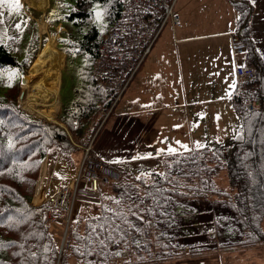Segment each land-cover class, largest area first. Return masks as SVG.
<instances>
[{
  "label": "trees",
  "instance_id": "trees-1",
  "mask_svg": "<svg viewBox=\"0 0 264 264\" xmlns=\"http://www.w3.org/2000/svg\"><path fill=\"white\" fill-rule=\"evenodd\" d=\"M50 2L56 21L70 28L68 33L62 32L58 44L60 52L66 54L63 73L72 58L75 62L81 59L74 67L80 82L73 86L72 102L62 101L57 117L67 132L7 97L4 91L16 84L18 69H27L31 62L19 60L0 40V264H115L114 259L124 253L139 264L186 252L264 243V69L250 36L252 6L249 0H235L239 14L236 31L246 44L256 77L233 95L240 119L234 139L212 148L167 155L162 173L136 176L123 172L118 180L109 181L115 193L112 207L91 217L83 232L77 223H71L60 250L45 223L51 209L32 205L35 182L47 151L56 147L69 156L76 152L71 138L84 135L98 113V103L108 106L113 99L93 79L92 67L105 35L120 14L121 1ZM93 4L103 9V31L91 24ZM49 34L55 35L53 27ZM47 39L44 36L43 44ZM248 97L256 105L254 111L246 108ZM222 169L226 170L229 193L215 183ZM203 224H207L209 234L202 240L189 241L190 235L184 236L197 232L198 237Z\"/></svg>",
  "mask_w": 264,
  "mask_h": 264
},
{
  "label": "crops",
  "instance_id": "crops-1",
  "mask_svg": "<svg viewBox=\"0 0 264 264\" xmlns=\"http://www.w3.org/2000/svg\"><path fill=\"white\" fill-rule=\"evenodd\" d=\"M249 2L250 36L264 69V0ZM234 3L177 1L180 25L168 26L171 30L161 35L120 100L116 107L120 117L110 118L101 136L97 148L100 157L120 166L137 159L133 166L141 172L148 164L164 165L167 155L212 148L234 139L240 126L232 99L240 84L236 66L252 64L247 50L234 53L231 49L239 17ZM64 60L63 54L62 68ZM170 147L176 151L170 153ZM77 167L63 155L47 156L32 203L45 204L51 193L73 177ZM139 264H264V243L198 254L186 252L176 258Z\"/></svg>",
  "mask_w": 264,
  "mask_h": 264
},
{
  "label": "built area",
  "instance_id": "built-area-1",
  "mask_svg": "<svg viewBox=\"0 0 264 264\" xmlns=\"http://www.w3.org/2000/svg\"><path fill=\"white\" fill-rule=\"evenodd\" d=\"M121 11L113 26L103 39L94 62L92 76L95 82L113 99L108 106L98 104L99 111L90 122L85 135L73 144L82 152L74 176L57 191L50 194L45 204L61 213H49L48 223L60 224L67 231L76 207L83 198L96 199L101 184L108 179H118L120 169L96 155V146L104 127L120 99L126 93L155 43L166 27H177L180 19L175 11L177 0H120ZM232 49L242 52L244 42L236 35ZM236 75L239 81L249 82L256 70L248 63L238 64ZM247 108L254 109L249 98ZM125 171L128 167H124Z\"/></svg>",
  "mask_w": 264,
  "mask_h": 264
},
{
  "label": "rangeland",
  "instance_id": "rangeland-1",
  "mask_svg": "<svg viewBox=\"0 0 264 264\" xmlns=\"http://www.w3.org/2000/svg\"><path fill=\"white\" fill-rule=\"evenodd\" d=\"M13 3H14V0H8L7 3L0 5V13H1L0 40L8 45V47L10 48L9 49L10 52L16 55L19 58V60L24 59L22 60L23 62L25 63L27 62L28 64L30 62L31 63L29 67H27V69H24V70L18 69L19 75L16 77L17 79L16 84L14 82L12 89L5 90L4 92L7 94V97H9L14 102L18 103V105L22 109L27 110L28 112L34 114L36 117L42 118L46 120L47 122L57 124L67 131V128L61 123H59V121L57 120V117L62 111V101L64 104H70L69 102L70 101L72 102V99H74L73 86L77 82H80L79 74L76 73V69H74V67H77L76 65L78 64V62H82L81 59H78L80 57L76 58L78 59L76 60V62H75V59L72 58L71 59L72 61L68 63L67 69L63 73L64 67H65V61H66L64 60V66L61 70V77L58 82L59 96H58L57 103L53 105L54 98H49L50 100L49 99L47 100L48 106L41 105V104L34 105V108L37 111H43V110L47 111V110L53 109L54 120H50L46 116L41 115V113L34 112L28 109L26 105V99L32 102L31 99L35 98V95L29 94V89L25 88L22 82H23L24 77H30V75L33 72L32 70L35 69V65L39 61V59H41L42 61L48 60V58L52 54V51L55 50L56 47L60 51V49L58 48V44H59V39L62 35V32L68 33L70 31V28L66 25H63V23L56 21L58 19L54 17L55 16L54 14L50 13L52 12V8H50L51 7L50 0H19L20 7L15 10L11 7ZM92 11H93V16L91 18L92 19L91 24L94 25L98 30L103 31L105 29L106 22H105L104 12H103L101 5L93 4ZM97 12L101 13V16L99 18H97V15H96ZM176 13L178 12L176 11ZM42 27L45 28L44 31L42 30ZM50 27H53L55 31V35L49 34ZM169 30L171 29L167 27L164 30L162 35L164 36V34L168 32ZM44 36L48 37L47 42H46L47 44L46 43L43 44ZM163 36H161V38ZM48 44L52 48V50L50 48V53H47ZM42 48H43V51L41 52ZM62 52L64 53V51ZM23 56L24 58H22ZM65 59H66V54H65ZM45 65L48 66L47 64ZM62 73H63V78H62ZM61 85H62V89H61ZM118 117H120V114L118 113V109L116 108L113 115L111 116V119L118 118ZM206 134H207V131L204 128L203 135H206ZM100 141L101 139L99 140L97 144V148H98ZM187 142L190 143V140ZM187 150L188 149L184 151H187ZM49 155L51 156L63 155L69 159L71 158V160H73V163L77 166L79 159L81 157V151L77 150L76 152H74L72 155L69 156L67 154H63L56 147H51L47 151L46 157L44 158L43 162L40 164L39 173L42 168V164L44 163L45 159ZM136 162H138L137 159H133V161L128 162V165L133 168L132 173L134 175L143 173L145 174L143 176H149V174L153 171L159 172V173H162L164 171V165L162 164V162H159L157 164L152 163L153 165L148 164L147 167L145 166L146 168L141 169V172H140L138 171V169L134 168L135 166H133ZM45 168L46 166L43 167V172ZM37 180L38 178L36 179V182H35L36 184H37ZM215 183L219 189L227 190L228 193L230 192L229 183H228L227 174H226L225 169L220 170L219 173L216 175ZM101 190L102 191L100 195L97 196L96 200L82 201L80 205L78 206L71 226H74L75 223H77V225L79 226L78 229L80 232H83L85 230L84 227L91 217H96L101 214L102 208L107 209V207L109 206L112 207V204L115 201V193H114L111 183L108 182L102 185ZM35 192H36V186H35ZM35 192H34V195H35ZM34 195H33V198H34ZM33 198H32V202H33ZM32 205L34 204L32 203ZM49 213L50 212H48L47 215ZM52 214L56 215L57 217L60 216L57 212H52ZM47 215H46V218H47ZM46 218H45V223L49 225L50 232L54 236L56 244L59 247H61L62 243L64 242L63 226L59 224H55V223H48ZM182 234L184 233L182 232ZM208 234H209V231L207 228V224H203V226L202 225L200 226V231L198 233L199 238L197 237V232L195 234H193V232L191 234H187V235L185 234L184 236L187 237L188 235H190L189 237H187L191 239L189 241H197V240H202L205 236H208ZM191 235H196L194 237L195 239ZM155 252H157V249L155 250ZM132 262H134L133 258L132 257L129 258L127 253H124L123 255L120 256V258H117L116 260L114 259L115 264H126V263H132Z\"/></svg>",
  "mask_w": 264,
  "mask_h": 264
},
{
  "label": "bare ground",
  "instance_id": "bare-ground-1",
  "mask_svg": "<svg viewBox=\"0 0 264 264\" xmlns=\"http://www.w3.org/2000/svg\"><path fill=\"white\" fill-rule=\"evenodd\" d=\"M44 31L45 28L42 27ZM47 44V43H46ZM48 50L47 53H50L51 46L47 45ZM52 50V48H51ZM43 51V48L41 52ZM63 52H60L57 47L52 51L51 56L46 61H39L35 65V69H33L30 77L23 78V85L25 88L29 89V94H34L35 98H32V102L26 99V105L28 109L34 112H39L41 115L46 116L50 120H54L53 109L37 111L34 108V105L41 104L47 105V100L49 98H54V103H57L59 96L58 82L60 79L59 70L62 68L63 64ZM65 55V54H64ZM50 59V60H49ZM48 61V63H47ZM47 64L48 66H46ZM50 100V99H49Z\"/></svg>",
  "mask_w": 264,
  "mask_h": 264
},
{
  "label": "snow or ice",
  "instance_id": "snow-or-ice-1",
  "mask_svg": "<svg viewBox=\"0 0 264 264\" xmlns=\"http://www.w3.org/2000/svg\"><path fill=\"white\" fill-rule=\"evenodd\" d=\"M8 0H0V5L4 4V3H7ZM11 7L15 10V9H18L20 7V4H19V0H14V3L11 5ZM97 18H99L101 16V13L97 12ZM11 78V77H10ZM181 147L187 149V146L186 145H181ZM168 151L170 153H174L176 150L174 148H169ZM93 231H96L95 228H93ZM101 243L103 244L104 242L101 241ZM117 255H119V253H117Z\"/></svg>",
  "mask_w": 264,
  "mask_h": 264
}]
</instances>
